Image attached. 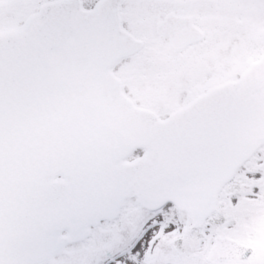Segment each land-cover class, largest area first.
Here are the masks:
<instances>
[{"label": "snow or ice", "instance_id": "obj_1", "mask_svg": "<svg viewBox=\"0 0 264 264\" xmlns=\"http://www.w3.org/2000/svg\"><path fill=\"white\" fill-rule=\"evenodd\" d=\"M0 264H264V0H0Z\"/></svg>", "mask_w": 264, "mask_h": 264}]
</instances>
